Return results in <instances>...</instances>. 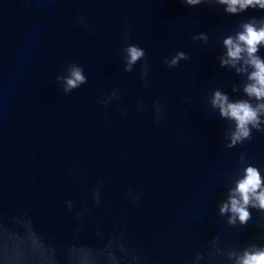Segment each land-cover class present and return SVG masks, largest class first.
<instances>
[{
    "label": "water",
    "instance_id": "water-1",
    "mask_svg": "<svg viewBox=\"0 0 264 264\" xmlns=\"http://www.w3.org/2000/svg\"><path fill=\"white\" fill-rule=\"evenodd\" d=\"M249 16L264 10L0 0V264H229V248L264 244V213L228 225L217 207L240 153L264 176V132L225 147L228 122L208 101L217 88L243 95L231 86L244 78L217 56ZM201 32L207 43L192 39ZM126 43L146 52L131 72ZM177 51L189 59L162 63ZM73 61L87 83L65 94L56 76ZM113 90L118 99L99 103Z\"/></svg>",
    "mask_w": 264,
    "mask_h": 264
},
{
    "label": "clouds",
    "instance_id": "clouds-1",
    "mask_svg": "<svg viewBox=\"0 0 264 264\" xmlns=\"http://www.w3.org/2000/svg\"><path fill=\"white\" fill-rule=\"evenodd\" d=\"M189 6H197L202 3L212 2L223 6V11L230 15H238L249 8L264 10V0H181ZM83 18L77 19L81 23ZM125 41L130 39V33L125 32ZM193 40L203 43L208 42L206 33H199L192 36ZM224 51L217 56L220 67L233 71L236 75L242 76L240 84L233 83L232 92H242L240 98L231 99L228 93L217 88L214 89L208 98L212 109L218 111L221 119L228 122L223 136L226 141L225 147L233 148L238 144L252 139L253 130L264 132V58L258 53L264 48V16H249L239 23L237 30L232 34L222 37ZM123 71L131 72L133 66L144 60L146 52L136 44L126 43L123 48ZM189 56L184 51H177L171 58L165 57L162 63L168 67H176L181 60H188ZM149 67L145 62L141 69V79L147 84L146 77ZM57 83L63 93L68 94L72 90L87 83L83 66L76 62L68 63L64 68L63 75L56 76ZM118 99V93L113 90L99 103L107 105L111 100ZM154 114L157 121L161 116L162 106L159 101L154 102ZM94 199L99 203V192L93 193ZM69 208L71 201L67 202ZM218 214L226 216L228 225H235L239 222L246 224L251 218L250 209H256L264 213V176L260 169L247 162L244 153L238 157L237 174L231 179L227 187L226 196L219 201ZM219 237L212 240L213 246L218 242ZM216 253H221L220 248H215ZM229 264H264V244H248L242 249L229 248L225 253ZM113 261L116 260L112 256ZM196 261L201 259L197 253Z\"/></svg>",
    "mask_w": 264,
    "mask_h": 264
}]
</instances>
